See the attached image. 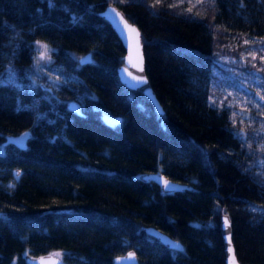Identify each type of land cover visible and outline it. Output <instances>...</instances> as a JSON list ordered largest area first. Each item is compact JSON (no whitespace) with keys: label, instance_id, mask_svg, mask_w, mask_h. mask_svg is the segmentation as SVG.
<instances>
[{"label":"trees","instance_id":"1","mask_svg":"<svg viewBox=\"0 0 264 264\" xmlns=\"http://www.w3.org/2000/svg\"><path fill=\"white\" fill-rule=\"evenodd\" d=\"M108 1L140 30L162 112L117 77ZM23 128L24 148L2 143ZM151 170L192 187L139 178ZM220 212L239 262L264 264V0H0V264H113L130 247L137 264H224Z\"/></svg>","mask_w":264,"mask_h":264},{"label":"water","instance_id":"2","mask_svg":"<svg viewBox=\"0 0 264 264\" xmlns=\"http://www.w3.org/2000/svg\"><path fill=\"white\" fill-rule=\"evenodd\" d=\"M121 14L124 20L134 28L135 32H130L127 28H124L123 24L120 23L121 17L115 15V12ZM97 13L107 20L110 24L111 28L115 32L116 36L120 40L123 46V53L121 56V61L116 65V74L118 79L129 88H135L142 92L149 101L154 105L157 112H162V107L158 102L149 82L144 72V63H143V52H142V43L140 38V30L136 26V24L131 21L124 12L113 2L108 1L105 2L104 5L97 11ZM138 33V35H137ZM91 60L90 51H85L77 56L78 62H86ZM127 68V73L123 70ZM142 68V71L140 70ZM133 77H142L146 80V83H139L137 79ZM66 106L71 109L75 113L81 112L77 103L74 99H67ZM100 116L103 121L109 125L116 123L120 119L119 114H108L105 112H100ZM30 131L28 128H23L17 132H6L2 139V143L11 142L15 146L19 148H24L26 145V139L29 135ZM22 141V143H21ZM15 172H17V168H15ZM139 178L141 179H150L156 182L161 189L167 191L172 189H181L183 187H190L188 183L180 182L174 179L169 178L161 171H142L138 173ZM165 182H167V187L165 186ZM225 218H227V226L225 225ZM219 219V228L220 234L223 242V252H224V264H229L230 258L235 257L236 264H241L237 259L233 244L230 237V221L228 214L226 212H220L218 215ZM143 229L149 233L150 235L156 237L160 240L164 245L168 247H172L173 244H179V249L182 247L181 242L171 235L167 234L163 230L159 229L156 226L147 224L143 225ZM229 247L232 248L233 252H229ZM174 248V247H172ZM129 253L133 254V258L128 259ZM55 251L43 252L38 254H29L24 253L23 257L26 260L27 264H41V261H44V264H62V259L60 255H56ZM111 261L113 264H137V257L135 254V250L133 248H127L123 252L114 254L111 257Z\"/></svg>","mask_w":264,"mask_h":264},{"label":"snow or ice","instance_id":"3","mask_svg":"<svg viewBox=\"0 0 264 264\" xmlns=\"http://www.w3.org/2000/svg\"><path fill=\"white\" fill-rule=\"evenodd\" d=\"M112 11L115 12L114 9H113ZM115 15L118 16V17H121V19H120V23L123 24L124 28H127L130 32H135V31H136L134 28H132V27L127 23L126 20L123 19V17L121 16L120 13L115 12ZM137 35H138V33H137ZM42 47H43L45 50H47V46H46V45H42ZM140 70L142 71V68H141ZM123 71L127 73L128 69L125 68ZM133 78H134V79H137V82H139V83H146V80H144L142 77H133ZM21 143H22V141H21ZM17 175H19V173H17ZM165 186H166V187L168 186V185H167V182H165ZM227 223H228L227 218H225V225H226V226H227ZM172 247H174V248H176V249H179V244H173ZM228 250H229L230 253L233 252V250H232L231 247H229ZM56 255H60V254H56ZM127 258H128V259L133 258V254H132V253H129V256H128ZM41 264H44V261H43V260L41 261ZM229 264H236V262H235V257H234V253H233V256L230 258V262H229Z\"/></svg>","mask_w":264,"mask_h":264},{"label":"rangeland","instance_id":"4","mask_svg":"<svg viewBox=\"0 0 264 264\" xmlns=\"http://www.w3.org/2000/svg\"><path fill=\"white\" fill-rule=\"evenodd\" d=\"M42 45L47 46V50H45ZM48 45L44 42H35V54L33 57V68L36 72H39L42 70V63L46 60V56H48ZM78 55H76L77 57Z\"/></svg>","mask_w":264,"mask_h":264},{"label":"bare ground","instance_id":"5","mask_svg":"<svg viewBox=\"0 0 264 264\" xmlns=\"http://www.w3.org/2000/svg\"><path fill=\"white\" fill-rule=\"evenodd\" d=\"M126 87H128V86H126ZM129 88V87H128ZM133 89H135V88H133ZM80 113V112H79ZM102 118V117H101ZM103 120V119H102ZM120 120V119H119ZM118 120V121H119ZM107 124V123H106ZM145 180V179H144ZM147 180V179H146ZM192 186L190 185V187H188V188H191ZM163 190V189H162ZM172 190H177V189H172ZM172 190H167V191H172ZM165 191V190H164Z\"/></svg>","mask_w":264,"mask_h":264}]
</instances>
